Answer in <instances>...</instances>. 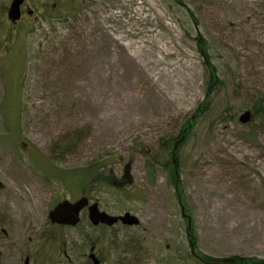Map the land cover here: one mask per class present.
<instances>
[{
  "label": "rangeland",
  "instance_id": "obj_1",
  "mask_svg": "<svg viewBox=\"0 0 264 264\" xmlns=\"http://www.w3.org/2000/svg\"><path fill=\"white\" fill-rule=\"evenodd\" d=\"M25 3L17 47L0 49L2 264L30 254L55 202L81 196L140 225L104 232L83 215L50 264L82 263L92 242L105 264H200L193 238L202 256L264 260V116L240 121L264 96V0ZM198 39L222 84L211 94ZM189 121L164 169L161 141ZM94 166L86 186L63 179Z\"/></svg>",
  "mask_w": 264,
  "mask_h": 264
},
{
  "label": "flooded vegetation",
  "instance_id": "obj_2",
  "mask_svg": "<svg viewBox=\"0 0 264 264\" xmlns=\"http://www.w3.org/2000/svg\"><path fill=\"white\" fill-rule=\"evenodd\" d=\"M33 15H34V10H31L30 8H28L26 3L24 2V4L21 7L20 20L17 23L12 24V27H10L11 29L5 31L4 38L2 39L1 37L0 39L1 51H4V50L8 51L10 47H13V48L17 47V40L20 34V31L17 29L21 28V27L18 28V26L23 22V19L32 17ZM6 37L8 38V40L15 38V42L10 43V41H7L4 43L3 40ZM1 45H2V48H1ZM1 51H0V60L2 57L5 56V54H3ZM81 197H84V196H81ZM67 201L71 204H74L77 200L76 201L67 200ZM60 202H55L52 205L51 209L48 211L47 221H46L44 229L40 230L38 234H36L33 240L28 239L27 244L31 246V251H30V254H28L29 252L27 253V251L25 250L21 251L20 258H19L20 264H50L49 262L51 258L48 257L50 255V252H56L57 247L61 249V247L65 246L64 235H63L64 232L68 230H76L78 232H82L81 228L83 226V215L86 216V224H87L86 227H90V228L97 229L100 231L109 232L113 230L115 226H120L123 229L131 228L129 226L123 225L120 221L115 222L113 225H107L101 222L94 223L91 220L90 213H89V209L93 204L97 205V209L99 213H104L109 217H117L119 215L113 214L111 212L104 210L100 206V204H98L97 202H92L89 199H88L87 205L79 212L78 222L76 225L71 226L66 223H58L55 220L51 219L49 217V214L51 211H53V209ZM139 225L134 226V227H138ZM87 248H88V252L86 254L83 253V262L80 264H105L106 261L102 259V257H100L99 253L96 251L94 242L88 243ZM3 260H4V254L3 252L0 251V264L3 263Z\"/></svg>",
  "mask_w": 264,
  "mask_h": 264
},
{
  "label": "trees",
  "instance_id": "obj_3",
  "mask_svg": "<svg viewBox=\"0 0 264 264\" xmlns=\"http://www.w3.org/2000/svg\"><path fill=\"white\" fill-rule=\"evenodd\" d=\"M193 18V15H192ZM198 46H199V52L202 57L203 65L208 70V80H207V87H208V94H211L213 90H215L219 85H222L221 82L216 77V69L211 64V58L208 52V49L206 47V43L204 40L198 39ZM203 108V107H202ZM251 109L253 110V117L254 116H264V96L257 99L252 105ZM193 121H189L188 123L183 126V129L181 128L180 132L176 135L174 138H169L166 140H162L163 144L161 145L162 153L165 156V161L163 163V168L167 169H173V172L176 171V164L174 165V162H176L178 152L182 149L181 147L185 144L186 140L189 139L190 135V129L191 126L194 125L192 123ZM99 175H101V172L97 169V166L90 167L87 169H84L83 171H79L77 174H74L69 177L67 175H64L63 179L65 180H72L73 182H77L76 179L80 182L81 187L86 186L85 182H89L90 179L96 180L98 179ZM176 182V181H175ZM174 184V190L176 192V195L181 197L180 192V182H176ZM178 192V194H177ZM180 200V199H179ZM181 205L182 202L180 201ZM185 215V213L183 212ZM189 220V219H187ZM191 233V232H190ZM189 233V234H190ZM190 253L188 256L191 258V255L197 258L198 262L200 264H264V260L255 259V258H249V259H243V258H229V259H217V258H210L206 256L200 255V252L198 251V248L195 243V239L190 240Z\"/></svg>",
  "mask_w": 264,
  "mask_h": 264
},
{
  "label": "water",
  "instance_id": "obj_4",
  "mask_svg": "<svg viewBox=\"0 0 264 264\" xmlns=\"http://www.w3.org/2000/svg\"><path fill=\"white\" fill-rule=\"evenodd\" d=\"M24 0H12L10 7L8 9V20L15 23L20 19V7ZM250 112H245L241 117V122L246 124L250 120ZM88 200L82 197L76 203L71 204L68 201H63L59 203L53 211L50 212L49 217L58 223H66L74 226L78 222L79 212L87 205ZM90 218L94 223L101 222L107 225H113L115 222L120 220L124 225L127 226H137L139 221L135 216L125 213L122 216L109 217L104 213H99L97 205L94 204L89 209Z\"/></svg>",
  "mask_w": 264,
  "mask_h": 264
}]
</instances>
